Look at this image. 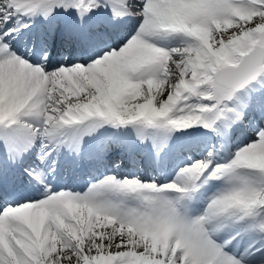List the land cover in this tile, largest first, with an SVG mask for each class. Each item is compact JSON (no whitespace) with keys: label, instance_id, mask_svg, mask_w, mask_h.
<instances>
[{"label":"snow or ice","instance_id":"6c2138e0","mask_svg":"<svg viewBox=\"0 0 264 264\" xmlns=\"http://www.w3.org/2000/svg\"><path fill=\"white\" fill-rule=\"evenodd\" d=\"M0 264H264V0H0Z\"/></svg>","mask_w":264,"mask_h":264}]
</instances>
